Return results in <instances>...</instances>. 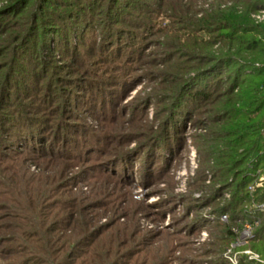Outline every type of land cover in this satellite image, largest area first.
<instances>
[{
  "label": "rangeland",
  "instance_id": "obj_1",
  "mask_svg": "<svg viewBox=\"0 0 264 264\" xmlns=\"http://www.w3.org/2000/svg\"><path fill=\"white\" fill-rule=\"evenodd\" d=\"M138 1L136 26L110 34L113 53L110 42L102 46L106 29L93 28L111 21L100 6L85 30L87 44L51 55L32 37L19 49L24 19L7 14L11 0H0V264L26 258L25 233L39 226L68 231L73 210L74 230H94L91 248L118 249L113 255L122 264L127 253L133 264H232V253L237 264H264L252 239L232 248L246 222L259 225L248 214L253 201L243 205L248 217L232 227V242L223 228L227 219L213 221L212 211L233 192L230 182L219 185L214 169L207 133L215 110L183 109L176 92L186 76L175 65L179 55L204 53L196 20L232 0ZM251 18L263 24L264 8ZM141 21L145 27L137 28ZM211 54H202L198 70L209 66Z\"/></svg>",
  "mask_w": 264,
  "mask_h": 264
},
{
  "label": "trees",
  "instance_id": "obj_2",
  "mask_svg": "<svg viewBox=\"0 0 264 264\" xmlns=\"http://www.w3.org/2000/svg\"><path fill=\"white\" fill-rule=\"evenodd\" d=\"M10 3L6 6L7 14H12L16 21L24 19L19 29L21 25L25 26L17 35V39H21L19 49L23 46L26 48L32 37L36 47L41 44L51 55L54 52L67 54L69 45L73 50L87 44L85 30L95 23L92 15L98 14L95 12L98 7L104 6V14L111 19L93 27L106 29L104 47L112 39L110 34L120 31L119 27L136 26L138 21L133 19L139 14L137 9H140L138 0H11ZM31 4L34 6L32 10ZM262 8L264 0H232L224 8L220 4L210 7L203 17L196 20L199 21L196 33L200 32L196 34L199 40L197 48L204 53L179 55L175 64L184 73L182 76L186 75L176 91L178 99L184 101L183 109L199 113L204 105H209L211 108L207 111L215 110L212 117L215 121L207 133L214 141V169L220 173L219 185H231L233 192L229 201L212 211V217L213 221L224 223L221 216L226 215L223 228L230 242L235 239L232 227L235 224L240 226V222L248 217L242 209L243 205L252 201L264 202V179L260 181V186L252 191L249 189V186L259 182L261 176L264 177V23H255L251 18L253 12ZM145 25L141 21L137 28ZM6 30L7 26L3 34L7 33ZM8 34L14 36V33ZM132 35L129 40H135V34ZM197 38L194 37L195 42ZM214 46L217 49H213ZM94 48L95 44L91 42L90 52ZM106 49L113 53L114 44L108 43ZM206 53L213 54L206 57L209 66L198 70L200 60L205 59L202 54ZM180 58L183 62H180ZM44 61L43 57L41 61L36 60L35 68L38 67L37 63L40 65ZM39 70L42 73L43 68L40 66ZM223 72L226 74L223 75ZM39 73L35 77L41 75ZM33 119L37 124L41 117L35 116ZM30 134L33 132L30 131ZM229 176L233 180L223 182ZM75 213L74 210L67 213L69 233L59 227L52 229L53 226H39L34 234L25 233L28 256L17 264H122L119 260L122 256L119 257L118 252L113 255L118 249L108 248L103 253L91 248L96 235L94 230L86 227L80 233L74 230ZM249 215L259 218L250 247L264 256V212L255 211ZM58 230L59 234L56 233ZM226 239H223L224 242ZM85 245H89V248L85 249ZM126 255L129 259L124 264H133L131 254Z\"/></svg>",
  "mask_w": 264,
  "mask_h": 264
},
{
  "label": "built area",
  "instance_id": "obj_3",
  "mask_svg": "<svg viewBox=\"0 0 264 264\" xmlns=\"http://www.w3.org/2000/svg\"><path fill=\"white\" fill-rule=\"evenodd\" d=\"M259 179H260L259 182H256L257 183L256 186H260V184H261L260 181L263 180L264 177L261 176ZM249 189L252 191L254 189V186L253 185L249 186ZM247 210H248L249 214H253V212H255V211L264 212V202L263 203H256L253 201L247 207ZM221 219L226 220L227 219L226 215H222ZM257 225H258V219L254 220L252 223L246 222L244 224V227L242 228V230L238 233V236L236 237L234 243L232 244V248L238 247L242 244H245L248 240H251L254 237V231H255V228ZM246 253L250 254L249 258H252V259L257 258L256 254L252 255L249 251H246ZM228 259H229L230 263H232V264H237V262H238V257L235 253L234 254L232 253V255H229Z\"/></svg>",
  "mask_w": 264,
  "mask_h": 264
}]
</instances>
